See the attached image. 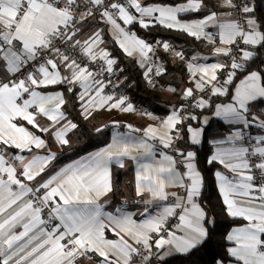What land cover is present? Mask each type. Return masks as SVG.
<instances>
[{"label": "snow or ice", "instance_id": "6c2138e0", "mask_svg": "<svg viewBox=\"0 0 264 264\" xmlns=\"http://www.w3.org/2000/svg\"><path fill=\"white\" fill-rule=\"evenodd\" d=\"M89 3L100 6L104 5V0H89ZM202 4L203 0H186L185 3L174 6H146L142 5L140 0H127L126 4L113 2L106 5L101 16L106 17L113 26L119 46L126 55L131 57L134 52L139 53L141 67H144L149 60L148 53L153 52L154 49L143 39L137 38L135 33H130L117 23V17L125 25L139 23L141 27L147 28L153 23H159L169 29L184 31L197 39L205 37L214 44L216 41L212 34L205 32V28L212 23L219 28L221 44L242 43L247 46L264 47V31L261 30L264 29V19L257 20L256 10L250 3L245 2L237 6L233 0H223V6L237 9L238 12L245 14L242 21L218 20L215 12L191 23L182 22L178 18L181 13L199 11ZM75 7H78L77 0H64L63 6L60 5V0H0V64L3 65L6 73L16 77L12 79L6 76L5 79L0 80V143L21 151H31L33 145L36 148L44 147L45 141L42 138L13 121L19 117L40 131L46 132L49 129L40 126L36 121L37 114H42L55 123H59V120L64 118V113L60 111L64 104L63 95L42 94L35 90L37 88L58 83L78 84L83 89L78 96L83 102L81 107L89 115V107L95 105L97 97L100 98L98 106L114 100L111 95H101L104 84L97 79V76L103 71L111 73L116 61L109 58L107 51L101 50L99 53L93 51L94 45L103 42L99 32L94 33L83 43L75 39L78 31L75 28L78 23L74 15ZM109 8L115 12H109ZM130 8L135 9V13L139 15L133 14ZM90 15L92 12L89 9L87 13H81V19H86ZM226 15L230 16L231 13ZM58 40L69 44L71 48L79 47L93 62L97 58L104 59L106 68L94 74L87 64L82 65L69 55L61 53L55 43ZM163 48L167 51L170 45L165 42ZM232 50L231 47H217L214 51L216 55L230 56ZM238 50L244 61L252 59L255 55L252 50L245 48ZM53 53L59 56V60L52 56ZM45 54L48 57L46 59ZM176 55L183 58L182 53L177 52ZM33 62H35L34 71L30 70ZM61 64L68 70L69 75L61 74ZM193 67L203 74L196 83V88L203 90L207 84L217 79L216 70L223 69L225 65L189 64L190 69ZM242 67L243 64L233 59L231 69ZM148 71L151 72L152 69L149 68ZM209 73H211L210 78L205 79ZM160 74L161 70L157 69L156 75ZM145 75L147 76L148 73L146 72ZM234 76L235 72H230L224 84L232 83ZM261 80L260 72H250L236 88L235 96L232 98L235 103L216 105L214 115L223 118L227 123L243 124L247 128L257 119L252 117L250 120L247 115L249 102L264 98V86ZM69 91L72 89L69 88ZM226 92L227 89L224 87L212 86L213 95H224ZM184 95L193 97L192 89H187ZM53 101H58L55 108L46 107ZM206 105L207 101L201 98L196 106L204 108ZM110 107L122 108L123 111L133 110V105L126 104L124 97L116 98ZM29 109L33 110L29 111ZM191 118L196 119L195 116ZM182 119L174 111L162 122L165 131L160 132L149 127L144 130V137L159 138L164 148H173L175 141L182 139L181 130L177 127L182 123ZM207 122L205 119L204 123ZM69 125L70 128H76V124L68 122L53 133L61 144H68L65 134L69 130ZM260 127L264 128V121L260 122ZM133 131L139 130L133 129ZM188 132L191 134V143L199 144L203 129H193L188 126ZM242 139V132L237 130L226 140L213 141L218 146L225 143L233 146L227 149L217 147L216 153L211 156L208 163L218 161L235 174L234 177L229 178L217 171L215 176L228 214L247 221L244 226L234 228L227 236V239L234 244L233 247L228 248V254L237 261H242L243 264H264V136L257 138V146L251 150L249 147L235 146V141ZM153 147L144 138L117 134L107 148L91 154L83 161L62 168L36 187L25 185L17 176V167L0 154V173L7 176V179L0 177V215L17 205L25 195L31 193L34 196V199H29L18 211L0 223V264H9L10 261L14 264H77L80 257L93 261V255L101 258L93 264H120L121 258L123 264H130L134 256L143 254L139 248L129 243V240L144 247L148 255H143V260L147 261L152 255L151 234H159L164 230L167 219L176 215L177 209L182 210L177 228L183 234L178 236L175 232L169 231L166 238L159 237L155 240V247L163 249L167 246L168 249L187 254L204 243L209 235L205 226L208 221H206V213L195 200L200 194L203 178L194 163L196 154L192 151L175 149L177 156L180 157L179 160L162 154L166 165L160 163L154 169L155 176L150 171L151 165H139L136 172L137 196H143L144 192L148 191L153 199L167 200L169 194L165 192V181L185 190V196L172 193L171 195L176 197V202L171 206L163 207L156 216H149L137 222L130 214L123 213L119 208L116 212L120 215L105 212L103 206L98 203L101 196L112 191L110 164L115 161L123 168L125 157L140 159L132 155L133 149H143L144 156H152ZM251 156H257L259 162L251 163ZM14 159L20 162L19 175L28 181H33L44 172L48 163L55 159V154L34 156L28 160L17 155ZM178 164L183 165L186 171L181 173L177 168ZM253 169L259 170L258 177L252 174ZM13 185L19 186V193L13 191ZM41 190H44L43 194L36 195ZM44 209H49L47 222L42 219ZM147 212L148 210L145 209L142 215H146ZM25 216L29 218L22 224L23 231L15 233L13 229L24 220ZM46 223H51V227H40ZM109 228L118 239L105 238V230ZM166 255H168L167 251L159 258L163 259ZM216 264H223V261L218 260Z\"/></svg>", "mask_w": 264, "mask_h": 264}, {"label": "trees", "instance_id": "16d2710c", "mask_svg": "<svg viewBox=\"0 0 264 264\" xmlns=\"http://www.w3.org/2000/svg\"><path fill=\"white\" fill-rule=\"evenodd\" d=\"M184 1L186 0H148L150 3L163 4H177ZM203 4L204 6L198 13L188 15V17L203 16L205 13L219 9L217 0H203ZM254 8L257 20L264 19V0H255ZM135 29L138 35L149 43L159 42L158 69L161 70V74L151 76L148 71L150 68L149 61L145 63L144 67H141L134 57L126 55L114 39L105 33V44L110 51V58L116 61L113 65V71L107 74L119 81L120 87L126 92L135 108L145 109L148 113L164 116L173 105L181 102L182 90L188 85L187 62L194 54L208 49L210 45L201 42L184 31L169 29L159 24L148 28L136 26ZM261 30L264 31V29ZM165 42L170 45V49L167 51L163 48V43ZM252 50L255 52V56L238 71L237 79L251 70H259L264 75V47H253ZM177 52L182 53L183 58L177 56ZM101 65L104 68L107 66L104 63ZM146 72L148 73L147 76L145 75ZM69 88L72 91H69ZM55 89L64 90L66 94L65 112L76 124V129L69 134L68 144L63 145L57 151L55 159L51 163L54 168L104 146L115 130V125L113 124L99 126L96 123L102 114L98 111L86 118L81 109V100L78 98L79 89L77 87L68 83H60L43 88V90ZM167 91L172 92L174 100L166 98ZM231 98L232 90L224 95H217L211 99L210 107L196 111V119L191 117L186 119L181 134L182 139L177 140L172 148L176 147L185 152H196V163L203 176V189L198 196V201L206 212V221L208 222L205 225L209 235L204 243L187 254H177L165 259H158L154 254L150 264H216L218 260L226 263L231 259L227 250L232 242L227 239V236L231 228L242 221L230 216L226 211V205L218 189L215 176L216 171L222 166L218 162L208 163L216 146L213 141L226 140L231 134L230 126L213 116L215 104L217 102L230 101ZM205 116L210 117L207 124L204 123ZM95 119L96 121L94 122ZM20 122L26 125L33 133L44 136V133L27 122ZM188 126L204 127L201 144L191 143ZM250 130L252 133L263 132L261 128L253 126ZM1 148L13 154L20 152L18 149L8 145H2ZM48 150L49 148L46 149V152ZM29 152L31 151L24 150L21 153L26 154ZM126 176V169L113 167V190L109 201L113 206H122L124 200L128 202V205L124 207L140 206L141 203L138 201L140 197H136L133 194L132 183H126Z\"/></svg>", "mask_w": 264, "mask_h": 264}, {"label": "crops", "instance_id": "0c3cea01", "mask_svg": "<svg viewBox=\"0 0 264 264\" xmlns=\"http://www.w3.org/2000/svg\"><path fill=\"white\" fill-rule=\"evenodd\" d=\"M217 1H218V4H219V9L217 11H213V12L217 13L218 20L234 19V17L232 15H230V16L226 15V14L230 13V8L226 7V6H223V0H217ZM77 2L89 3V0H77ZM185 2L186 1L180 2V3H177V4H163V3H150V2H148V0H140V3L142 5H146V6H153V5L174 6V5H178V4H183ZM254 2H255V0H254ZM203 6H204V4H202L201 9H202ZM253 7H254V3H253ZM129 10L133 14H135L137 16L139 15L138 13H135V9H131L130 8ZM199 11H190V12H186V13H181V14H179L178 18L182 22L191 23L193 21L201 20V19L207 17L210 13H212V12H209V13H205L203 16L196 15V16L188 17V15H192V14L198 13ZM154 15H158V14H154ZM117 23L121 24V26L124 27L130 33H135L137 38L143 39L146 43L151 45V43L146 41L144 38H142L136 32V29H135L136 26L141 27L139 23H133V24H130V25H125L122 20L118 19V17H117ZM157 24H159V23H153L149 27L155 26ZM141 28H143V27H141ZM96 32L100 33V36H101V39H102L103 42L99 43L97 45H94L93 46V51L95 53H99L101 50L107 51L109 53V58H110V51L106 47V44H105V42H106L105 38H104L105 37V33H107L112 39H114V41L118 44V46H119V43H118L117 35L114 32V30H113V26L107 21V19L105 21H101V20H98V19L89 20L83 26H81L80 30L77 32V34L75 36V39L79 40V41H81L83 43L84 41L88 40L89 37H91ZM205 32L211 33L213 38L215 39L216 43H214V44L210 43L205 37H201L200 39H198V40H200V41H202L204 43H207L210 46H209L208 49H206V50H204V51H202V52H200L198 54H194L192 56V58L187 62V70H188V79L187 80H188V85L182 90L183 96H182L181 102L173 105L170 108V111L166 115L160 116V115L155 114V113H148V112L144 113V112L138 111L134 107H133L132 111H123L122 108H112V107H110V104L113 103L114 100L116 98H118V97H114L113 101H108L103 106H98L100 104V98L97 97L95 105H92V106L89 107L90 115L85 113L82 107H81V109H82L83 114L86 117L92 116L96 111H98L100 113H103L99 117L98 121H96V119L94 120V122L96 121V123H98L99 126H103L105 124H113V125H115V130L113 131L112 135L110 136L108 142L104 146H102V147H100V148H98V149H96L94 151H91V152H89V153H87L85 155H82L80 157L73 158L72 160H70V161H68V162H66V163H64V164H62V165H60V166H58L56 168L52 167V165H51V163L54 160L53 159L51 162L48 163V165L45 167L44 172L41 173L40 176H38L33 181H28L23 176L19 175V173L21 171L20 162L16 161L14 159V157L17 156V155H20V156L25 157L26 160H28V159H31L34 156H47V155H50V154H55L56 155L57 151L63 145H66V144H61L57 140V138L53 134L54 131L58 130L62 126L68 124V122L74 123L72 121V119L67 116V114L65 112V110H66L65 109L66 108V94H65L64 90L63 89L43 90L44 87H40V88H37L35 90L41 92L42 94L61 93L63 95L64 104L61 106L60 111H62L64 113V118L60 119L59 123H55L54 121L49 120L44 115L37 114L36 115V121L40 124V126L42 128H48L49 129V131H46V132L41 131L42 133H44V136H42V135H38V134L33 133L30 129H28V127L26 125H24V124H22V122H20V121H24V122H27V121L23 120L22 118L17 117L13 122L16 123L18 126L25 127L29 132H31V133L35 134L36 136L42 138L45 141V146L41 147V148H36L33 145L31 147V152H29V153L23 154V153H21L22 151L20 149H18L20 152H17L15 154H13V153H10L8 151L2 150L1 146L4 145V144L0 143V154H3L7 161L13 163L17 167V176H18L19 179L22 180V182L25 185H27L29 187H36L39 183H43L46 180H48L51 176L55 175L62 168H65L66 166H68L70 164H74L77 161H83L86 157H89L91 154L96 153V152L100 151L101 149L107 148L108 145H110L113 142V137L115 135H117V134H119V135H130V136H133V137H136V138H144V139L147 140V142L149 144L154 146L153 147V155L152 156H144L143 155V149H133L132 150V155L138 156V157H140V159L139 160H133V159H130V158H127V157H125L123 159V163H124L123 169L127 170V176L125 178L126 183L127 184H131L132 183V187L131 188H132L133 194L136 197H140L141 199H143V203L140 206H137V207H131V206L124 207V206H119V205L118 206H113L110 203V201H109V199L111 197V194H112V191L110 193H108L107 195L101 196L99 198V200H98V203L103 206V211H105V212H111L114 215H120V213L116 212V209L119 208V209L122 210L123 213L130 214L132 216V218L134 220H136L137 222H141V221L147 219L149 216H156L159 212H161L163 207L171 206V205H173L176 202V197L172 196L171 195L172 193H176L178 196H185V190L183 188L175 186L174 184H169L167 181H165V184H166L165 192L169 194L167 200L153 199L152 194L150 192H148V191H145L143 196H137L136 195V172H137V169H138L140 164L151 165L152 168H151L150 171L152 172V175L155 176L156 173H155L154 169H156L158 167V165L160 163H162V162L165 163V165H166V162L163 161V155L162 154H166V155L172 156L174 159L178 160V158L174 157L171 153H169L168 151H166L164 149L163 144L160 142L159 138L152 139V138L144 137V130H146L149 127H151V128H154V129H158L160 132L165 131L166 129H164L162 127V122L169 115H172L174 111L177 113L178 116H180V111L182 109V105H183L185 97H186L184 95L185 91L187 89H192L193 93L201 91L200 89L196 88V83L200 80V76L203 75V74L200 73V72H197L195 67L190 69L189 68V64L197 66V65H211V64H214V63H221V64L225 63L226 56L216 55L215 51H214L215 48H217V47L228 48V46H229V45H225V44H221L220 43V41H219V28L215 24L210 23L205 28ZM252 48H253V46H246L247 50H252ZM149 54L150 53H148V56H149ZM53 57H55L57 60H59V56H57L56 54H54ZM131 57H134L138 61V63H140V55H139L138 52H134V55L131 56ZM97 60L101 64H103V63L106 64V61L104 59L97 58ZM250 60H247V61L243 60V63H244L243 67ZM219 70L220 69L216 70V76H217ZM60 71H61V74L63 76L69 75L68 70L63 66V64L60 65ZM238 71L235 73V76L232 79V83H230L231 85H233L232 86V98L235 96L236 88L240 85V81L244 80L245 77L247 75H249V73L252 72V71H257V72H260L262 74L261 84H262V86H264V78H263L264 75H263V73L261 71H259V70H251V71L245 73L244 75H242L239 79H237ZM193 73H195V75H193ZM6 76L8 78L11 77L10 74H8V73H6L4 71L3 65L0 64V79H5ZM210 76H211V73H209V76L206 77L205 79L210 78ZM58 84H60V83H58ZM58 84H55V85H58ZM71 85H73V86H75V87H77L79 89V94L83 91V89L78 84H71ZM49 86H53V85H49ZM101 95L104 96V88H103V92L101 93ZM25 98H27L26 94H25ZM166 98L174 100V95L172 94L171 91H167L166 92ZM232 98H231L230 101H227V102H217L215 104V107H216V105H225V104H229V103H235V101ZM86 99H87V97H86ZM206 101H207L206 107L208 108V107H210L211 102H210V100L209 101L206 100ZM56 103H58V101H53L52 103L47 104L46 107L55 108ZM82 103L83 102L81 101V104ZM215 107H214V112H215ZM202 109H205V107L202 108ZM248 109H249V111H248L247 115H248L249 119L251 120V117H256L257 119L255 121H252L247 128H245L243 124H230V123H227L223 118L216 117L214 115V112H213V116L218 118V119H220V120H222L227 125H229L230 126V130H231V134L233 132L237 131V130H240L242 133H248V131H250V128L252 126L261 128L260 127V122L264 121V98H258L255 101L249 102ZM32 110L33 109H29V111H32ZM205 119H207V121H208L210 119V117L209 116H205L204 120ZM54 123H55V127H53ZM129 126H131V127H129ZM191 127L193 129H203V132H202L201 137H200V143H201L202 138H203V134H204V127L203 126H191ZM75 129L76 128H74V129L70 128V125H69V130L66 132L65 138L68 139L69 134L74 132ZM133 129H138L139 131H133ZM261 129L263 130V132H258V133H253L252 134L253 145H252L251 148L249 147L250 150L257 146V144H256L257 138L259 136H264V128H261ZM189 138H190V141H191V134L190 133H189ZM232 146L233 145L229 144V143H225V144L219 145V146L216 145L214 147L212 155H214L216 153L217 147L227 149V148H230ZM235 146H237V147H240V146L248 147L242 140L235 141ZM48 148H49V150L46 152V149H48ZM192 152L195 153V151H192ZM10 157H13V159L16 161V163L14 161L10 160ZM216 162H218V161H216ZM194 163L196 164L197 170L199 171L197 163H196V156H195ZM218 163L222 167L219 170H217V171H219L222 174L228 176L229 178H232V177L235 176V174L233 172H231L228 168H226L223 164H221L220 162H218ZM113 167L121 168L115 161H113L110 164L112 190H113V178H112ZM177 168H178V170L181 173L186 171V169L185 168H181L179 164L177 165ZM201 176H202V173H201ZM0 177H3L4 179H7V176L4 173ZM202 178H203V176H202ZM216 180H217V185H218V189H219V182H218L217 177H216ZM127 184H126V188H127ZM12 188H13L14 192L19 193V191H20L19 186L13 185ZM202 189H203V183H202V186H201L200 193H201ZM220 194H221V192H220ZM4 195L6 196L7 193L5 192ZM221 196H222V194H221ZM222 198H223V196H222ZM29 199H33V194L30 193V194L25 195L24 197H22V199L20 201H18L17 205H14L7 212H5L4 214L0 215V223H2L5 219H8V217L10 215L14 214L15 211H18L19 208L22 207L23 204L26 203ZM57 200H58V198H57ZM195 200L200 205V203L198 201V197H195ZM145 201H149V203H145ZM200 207L204 210L202 205H200ZM145 209H147L148 212H147L146 215H142V213L145 212ZM181 212H182L181 209H177L176 210V213H177L178 217H177V221L175 222L174 226L172 227V232H175V234L178 235V236L183 234L177 228V225L180 224L179 214H181ZM204 212H205V210H204ZM171 217H173V216H171ZM28 218L29 217L25 216L24 220H22L19 224H17V226L13 229V231L15 233H19L20 231H23L22 224H23V222H26ZM42 219H44L43 214H42ZM237 219H240L242 222L237 224V225H235V226H233L231 228L229 234L232 232V230L234 228L244 226L247 223V221L243 220L242 218H237ZM105 222L107 223V220ZM51 223H58V221H51ZM51 223H46L45 225L40 226V227L50 228L51 227ZM162 231H160L159 234H157V233H152L151 234L152 235V240L150 241V243L153 245L151 251L157 256V258L160 259L159 257L161 255H163L165 253V251L168 252V255L164 256L163 259L168 258L170 256L177 255V254H183V253L177 252V251H175L173 249H168L167 246H165V248H163V249H157L155 247V243H154L155 240L158 239L159 237H164L162 235ZM30 235H31V233H30ZM105 238L106 239H110V240L118 239V237L115 235V233H113L111 231L110 228L105 230ZM125 238L128 239V237H125ZM129 243L133 244L134 247H137L139 249L144 248L142 245L136 244L133 240H129ZM233 246H234V244L232 242L230 247H233ZM113 258H115V257H113ZM98 259H101V258H98L95 255H93V261H89L85 257H80L78 259V261H77V264H93V262L94 261H98ZM9 264H14V262L10 261ZM120 264H123V258H121ZM223 264H243V262L242 261H237L234 257H231V259L228 262L223 263Z\"/></svg>", "mask_w": 264, "mask_h": 264}, {"label": "built area", "instance_id": "2783aa9c", "mask_svg": "<svg viewBox=\"0 0 264 264\" xmlns=\"http://www.w3.org/2000/svg\"><path fill=\"white\" fill-rule=\"evenodd\" d=\"M63 2L64 0H60V5L63 6ZM113 2H120V3H124L126 4L127 0H104V5H100V6H96V5H92L91 3H82V2H77L78 7L74 8V15L78 21V23H76L75 28L78 29V31L80 30L81 26H83L86 22H88L89 20L92 19H98L101 21H105L107 18L106 17H102L101 13L105 10V6L113 3ZM233 2L237 5L240 6L243 3L247 2L250 3L253 6L254 0H233ZM91 10L92 15L87 16L86 19H81V13H87L88 10ZM109 12L114 13L115 10H112L111 8L108 9ZM230 13L231 15H236L238 18V20H243L245 14H243L242 12H238L237 9H233L230 8ZM119 19V18H118ZM77 31V32H78ZM56 46L60 49V52L66 55H69L72 59H75L78 63L83 64H87V66L93 71L94 74L98 73L101 71V69H103L104 67L101 65V63L98 62V60H96L95 62L91 61L87 56H85L81 49L79 47L77 48H71L69 47V44H66L62 41H56ZM151 46L153 47L154 51L150 52L149 54V62H150V68L152 69L150 73L151 76H157L156 75V70L158 69V49H159V42H155V43H151ZM228 47H231L232 53L230 56H226V66L225 68L221 71L220 76L218 77V79L213 83V84H209L207 86H205V88L203 89L202 92H200L199 94L191 97V99H189V102L187 101L184 109H187L183 115V119H182V123L186 121L187 117L191 114V112L194 111H198L201 110L202 108L197 107V103L199 102V99L201 97H207L208 95L210 96L212 94V86L215 85L216 87H224L227 89V84H224V81L227 79L228 74L230 72H237L239 69H231V63L233 62V59H236V61L238 63H241L244 65L243 63V59L241 58V54L239 52V48H245L246 49V45H243L242 43L238 44V45H230ZM55 53L52 54V56ZM48 58L47 54H45V59ZM42 62V61H41ZM30 70H35V62H33V66L30 68ZM107 71H103V73L99 76H97V79L103 81L104 84V96H108L111 95L114 97H124L126 98V102H129V98L126 95L125 91L119 86V84L115 83V80L113 77H111L109 74H107ZM18 76L20 74H17ZM12 79H15L16 77H10ZM2 80V79H0ZM227 93V92H226ZM195 103V105L193 106V104ZM190 108V109H189ZM184 109L182 110V112L184 111ZM180 123V125L182 124ZM243 135V139L242 141L247 145L248 143L251 144L252 141L249 138L248 133H242ZM10 160L14 161L16 163V161L13 159V157H10ZM179 160V158H178ZM250 162L251 163H258L259 162V158L257 156H251L250 157ZM180 165V164H179ZM181 168H184L183 165H180ZM253 175L255 176H259V170L257 169H253L252 172ZM3 173H0V176H2ZM44 192V190H41L40 193H36V195H42ZM34 199V196H33ZM141 204L143 203V200L140 198L138 200ZM128 202L126 200H124L122 202V206H127ZM48 213H49V209H44L42 214L44 217L45 221H48ZM177 221V217L173 216V217H169L167 219V222L165 223V228L162 231V235L164 237H167L168 232L171 231L172 232V227L174 226L175 222ZM140 252L143 255H148V253L145 251L144 248L140 249ZM143 255H136L134 256L133 260L130 262V264H150L151 263V259L152 257H154V253L152 252L151 257L147 260L144 261L143 260Z\"/></svg>", "mask_w": 264, "mask_h": 264}, {"label": "rangeland", "instance_id": "374dc122", "mask_svg": "<svg viewBox=\"0 0 264 264\" xmlns=\"http://www.w3.org/2000/svg\"><path fill=\"white\" fill-rule=\"evenodd\" d=\"M233 17H234V19L235 20H238L237 18V16L236 15H232ZM202 42V41H201ZM204 43V42H203ZM205 44H207V43H205ZM160 45V44H159ZM230 46V45H229ZM247 46V45H246ZM226 64H227V62L225 61V63H224V65L226 66ZM225 68V67H224ZM223 68V69H224ZM223 69H220L219 70V72H218V74H217V79H218V77L220 76V74H221V71L223 70ZM188 79V78H187ZM216 79V80H217ZM114 80H115V83H117V84H119V86H120V83H119V81H117L115 78H114ZM215 80V81H216ZM215 81H212L211 82V84H213ZM207 85H209V84H207ZM206 85V86H207ZM231 87H232V85L231 84H227V92L228 91H230V90H232L231 89ZM205 88V87H204ZM203 88V89H204ZM203 90H201L200 92H202ZM200 92H195V93H193V96H195V95H197V94H199ZM126 93V92H125ZM127 95V94H126ZM217 95H220V94H215V95H213V94H211L210 96L208 95L207 97H201V98H203L204 100H210L211 101V99L213 98V97H215V96H217ZM128 96V95H127ZM118 98H120V97H118ZM129 98V97H128ZM200 98V99H201ZM189 99H191V97H185V100H184V103H183V105H182V109H181V111H180V117H182L183 118V115H184V113H185V111L187 110V109H184V107H185V105H186V103H187V101L189 102ZM199 99V100H200ZM128 103H131V101H130V99H129V102ZM126 104H127V102H126ZM132 104V103H131ZM133 105V104H132ZM195 105V103L193 104V106ZM133 107H134V105H133ZM135 108V107H134ZM207 107L205 106V109H206ZM135 109H137V108H135ZM184 109V111L182 112V110ZM190 109V108H189ZM138 111H140V112H146V110L145 109H137ZM202 110V109H201ZM198 111H200V110H198ZM195 113H196V111H192L191 112V114L187 117V119H189L190 117H192V116H195ZM103 114V113H102ZM252 118V117H251ZM225 123V122H224ZM184 125H185V123L183 122L181 125L179 124L177 127H179L180 128V135L182 134V132H183V129H184ZM250 132V133H249ZM252 132H251V130L250 131H248V135H249V138L251 139V141H252ZM204 135V134H203ZM190 139V138H189ZM203 139V138H202ZM177 141V140H176ZM176 141H175V143H176ZM202 142V141H201ZM199 144H201V143H199ZM198 144V145H199ZM252 145H253V142L251 143V144H247V146L248 147H252ZM174 146H175V144H174ZM166 151H168L169 153H171L174 157H176V158H180V157H178L177 156V153H176V150L175 149H177L176 147L174 148V149H172V148H164ZM196 153V152H195ZM172 199V198H171ZM143 200V199H142ZM174 216H176V217H178L177 216V214L176 215H174ZM164 228H165V225H164Z\"/></svg>", "mask_w": 264, "mask_h": 264}]
</instances>
